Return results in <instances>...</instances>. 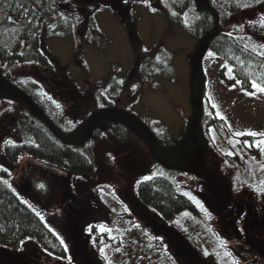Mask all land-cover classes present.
<instances>
[{"label": "rangeland", "instance_id": "obj_1", "mask_svg": "<svg viewBox=\"0 0 264 264\" xmlns=\"http://www.w3.org/2000/svg\"><path fill=\"white\" fill-rule=\"evenodd\" d=\"M162 4L165 9L170 8L166 2ZM135 13L143 49L161 41L159 46L177 53L172 60L176 84L160 78L140 80L134 72L132 41L115 17L106 11L96 16L97 27L110 42L106 52L89 46L76 51L71 38L44 32L43 49L51 61L52 72L43 73L44 77L37 75L38 70L27 67L13 76L37 80L45 95L59 100L62 112L76 107L79 118L96 113L97 102L103 97L121 113L131 109L143 119L161 124L159 129L153 125L152 135L148 137L132 127L133 136L120 143L100 125L101 139L89 142L85 150L94 164L92 176L73 177L59 169L24 160L12 168L10 185L26 203L39 208L41 214L51 213L50 216L57 218L49 225L65 248L72 250V257L80 259V264H94V256L95 264H208L207 261L233 264L234 260L239 264H264L261 244L264 243V213H261L264 209V92L254 88L252 93H246L238 83L227 86L218 74L223 69L225 77L231 79L230 68L213 53L209 56L210 51H203L199 57L208 80L202 109L207 118L220 120L224 130L207 127L206 119L198 125L196 121L197 136L193 138L196 143H202L197 153L199 165L191 176L179 174L169 178L196 204L199 215L185 211L165 221L182 234L198 256L177 255L148 231L146 216L160 222L162 219L135 201L134 183L139 176L166 175L149 156L148 138L153 140L154 136L165 134L177 137L184 123H189L193 107L188 91L191 72L188 57L197 52L199 43L177 27L169 30L162 14L152 15L140 5H136ZM244 14L257 16L252 10ZM248 46L264 55L258 44ZM105 77L116 79L121 87L119 95H110L108 89L96 90L98 81ZM2 98L6 97L0 96V101ZM8 122H13V118ZM92 123L98 125L99 120ZM7 128L0 127V156L5 144L22 139L18 135L9 136ZM248 132L258 135H236ZM226 157H237L239 161L234 166H226ZM204 176L208 185L218 190L217 202L224 200L223 188L228 185L234 204L243 206L250 202L258 206L259 211L252 216H257L261 223L249 225L235 208L232 225L241 238L229 239L220 219L209 214L205 197L210 188L202 195L196 191ZM41 184L43 188L39 187ZM0 264L73 263L42 253L34 241L27 239L14 250L0 246Z\"/></svg>", "mask_w": 264, "mask_h": 264}, {"label": "trees", "instance_id": "obj_2", "mask_svg": "<svg viewBox=\"0 0 264 264\" xmlns=\"http://www.w3.org/2000/svg\"><path fill=\"white\" fill-rule=\"evenodd\" d=\"M163 1L169 9L164 8ZM136 5L143 6L152 15L162 14L169 30L181 29L199 46L207 38L202 52L210 51L230 68L231 79L225 77L223 69L218 74L227 86L238 83L246 93L253 92V82L264 86V55L248 46L264 45V0H0V96L7 98L0 101V127L3 130L8 127L9 136L22 137L20 142L5 144L0 156V246L14 250L29 239L52 258L80 264V259L72 257V250L66 249L52 231L49 223L51 220L55 223L57 218L50 216L51 213L44 216L12 188V168L31 160L73 177L92 176L94 164L85 150L89 142L101 139L100 125L120 143L133 136L132 127L149 137L153 125L158 129L161 126L143 119L131 109L121 113L103 97L97 102L96 113L79 118L76 107L62 112L59 100L45 95L37 80L13 76L27 67L38 70L37 75L44 77L52 72L51 61L43 49L44 32L71 38L76 51L89 46L106 52L110 42L96 24L97 14L106 11L115 17L132 41L134 72L140 80L160 78L176 84L172 60L177 53L159 46L161 41L148 49L141 47ZM250 10L257 14L255 18L244 14ZM261 48L264 51V47ZM197 52L188 57L191 66L188 91L190 98L199 101L201 106L193 107L189 123H184L179 136L165 134L154 136L155 140L148 138L151 141L149 156L166 175L139 176L134 183L135 201L165 221L185 211L199 215L196 204L169 178V175L179 174L191 176L199 165L197 151L202 143L193 141L197 136L195 127L193 131L194 122L198 125L206 119L207 127L224 130L220 120L204 115L202 103L207 95L208 80L199 64L200 55L194 64ZM105 89L110 95L121 92L118 82L111 77L98 81L96 90ZM10 118H13L11 123ZM94 120H99V124L94 125ZM225 160L226 166H234L239 161L237 157ZM202 180L196 191L201 194L210 188L204 196L209 214L220 219L229 239L241 238V234L233 231L235 217L231 215L235 204L230 197V187L223 188L224 200L219 203L215 198L218 190L208 185L206 176ZM93 259L96 263L95 256Z\"/></svg>", "mask_w": 264, "mask_h": 264}, {"label": "flooded vegetation", "instance_id": "obj_3", "mask_svg": "<svg viewBox=\"0 0 264 264\" xmlns=\"http://www.w3.org/2000/svg\"><path fill=\"white\" fill-rule=\"evenodd\" d=\"M235 208L237 211L236 213H239V216L242 215L245 218V220L248 222L249 225L257 226V224L259 225L261 223V222H259V219L256 218L257 216H252L254 214H257L256 212L259 211L258 206H254L253 203H250V202L245 203L243 206L236 203ZM249 210L251 211V213ZM261 213L262 214L264 213V209L261 210ZM143 216H146V215L143 214ZM145 218H146V222H147L148 231L150 232V234L154 235L153 234V228H155L157 225L165 228V231L162 232L160 235H154V236H156V238L159 239L160 242H162L167 249L173 250L174 252L177 253V255H180L183 257H185V256L197 257L198 256L195 252L191 251V249L186 244H180L179 246L176 244L174 234L170 233V230H173V229L171 227L167 226L165 221L161 220L162 222H160V221H157L154 219L152 220V219H150V217H147V216ZM233 231H234V233L238 234V232H236V229L234 230V228H233ZM233 231H231V234L233 233ZM242 231L244 232L245 229L243 228ZM236 234H233V235H236ZM236 238H237V236H236ZM236 241H238V240H236ZM262 245L264 246V243H262Z\"/></svg>", "mask_w": 264, "mask_h": 264}, {"label": "water", "instance_id": "obj_4", "mask_svg": "<svg viewBox=\"0 0 264 264\" xmlns=\"http://www.w3.org/2000/svg\"><path fill=\"white\" fill-rule=\"evenodd\" d=\"M206 41H207V38H205L204 41L200 44L199 49H198V52H197V54L195 56V59H194V64H195V62H196L199 54L201 53V51H202V49H203L204 44L206 43ZM196 103L198 104V106H200V103L199 102H196L194 100H192L191 105L192 106H195ZM193 141L195 142V138H193ZM164 231H165V228L164 227H160L159 225H157L155 228H153V233L155 235H160ZM170 233L174 234V236H175V242H176V244L178 246L180 244H186L191 249V251H194L193 248L188 244V242H186V240L179 233H177V232H175L173 230H170Z\"/></svg>", "mask_w": 264, "mask_h": 264}, {"label": "snow or ice", "instance_id": "obj_5", "mask_svg": "<svg viewBox=\"0 0 264 264\" xmlns=\"http://www.w3.org/2000/svg\"><path fill=\"white\" fill-rule=\"evenodd\" d=\"M197 19H199V17H197ZM262 27H264V24H262ZM261 47H264V45H261ZM208 55L211 56L212 53L209 52ZM252 87H254V88H259V90H260L261 92H264V86H261V85L257 84L256 82H253V83H252ZM221 119H223V117H221ZM236 135H250V136H257L258 133H255V132L236 133ZM229 155H231V153H229ZM4 183H7V181H4ZM39 187H40V188H43L44 185L41 184V185H39ZM101 252H103V249H101ZM229 255H231L230 252H229ZM233 264H239V261L234 260Z\"/></svg>", "mask_w": 264, "mask_h": 264}]
</instances>
